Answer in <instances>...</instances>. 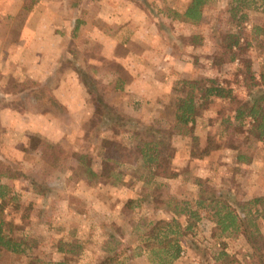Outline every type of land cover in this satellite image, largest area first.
Listing matches in <instances>:
<instances>
[{
	"label": "rangeland",
	"instance_id": "obj_1",
	"mask_svg": "<svg viewBox=\"0 0 264 264\" xmlns=\"http://www.w3.org/2000/svg\"><path fill=\"white\" fill-rule=\"evenodd\" d=\"M188 2L24 0L13 10L18 11L16 17L2 19L3 39L21 42L27 23L38 27L41 39H52L41 45L46 47L37 57L19 54L17 68L29 72L35 61L37 76L56 70L45 80L26 76L20 81L24 70L13 76L0 64V170L9 167L13 175L21 171L15 178L0 177L21 204L18 209L13 203L5 206V227L25 248L22 253L1 250L0 263L97 264L113 255L125 264H152L150 253L140 255L148 229L145 219L161 217L165 212L154 208L168 210L174 200L194 208L201 183L205 192L227 199L244 222L237 230L220 233L202 212L192 232L181 238L183 254L171 264H260L264 200L247 204L255 226L247 225L249 215L242 216L247 210L241 206L264 196L256 194L264 189V141L250 134L249 117L241 123L233 118V109L264 95V40L254 31L256 26L264 28V10L257 2L249 3L233 17L231 0H210L203 19L194 24L176 16ZM34 10L39 14H30ZM241 15L246 16L238 21ZM225 33H236L240 42L249 43L233 61L221 44ZM57 60L59 64L53 63ZM64 66L74 70L79 87L88 83L86 98L74 94L83 106L71 105L70 112L65 105L73 100L53 94ZM206 78L229 82L236 98L212 99L198 109L191 130L180 131L176 101L189 92V83L202 86ZM107 112L121 115L123 123L117 124ZM145 125L171 129L168 155L173 154L172 172L180 178L156 180L158 189L137 179L146 172L132 159V165L122 160L107 171L102 168L104 148L114 141L132 148L131 132ZM207 145L218 147L206 156L191 157V150L198 153ZM238 151L245 158L237 160ZM85 165L99 172L97 177H88ZM114 170L122 172L119 178ZM185 219L178 217L182 226Z\"/></svg>",
	"mask_w": 264,
	"mask_h": 264
},
{
	"label": "trees",
	"instance_id": "obj_2",
	"mask_svg": "<svg viewBox=\"0 0 264 264\" xmlns=\"http://www.w3.org/2000/svg\"><path fill=\"white\" fill-rule=\"evenodd\" d=\"M210 0H189L185 6L183 12L179 15L182 20L198 23L203 19V9L208 4ZM234 4L231 10V16L235 17L236 12L239 11L242 7L249 3H259L264 10V0H231ZM246 15H241L238 18V21L245 18ZM255 34L258 36L261 34L264 40V28L263 27H254ZM195 38V37H193ZM222 47L230 55V60L233 61L236 58L237 51H243V49L249 44L248 42H240V37L236 33H225L222 36ZM247 71L250 73V79L253 78L252 71L250 70V65H246ZM206 84L199 86L197 81L189 83L190 90L185 93L184 96H181L176 101L175 108V124L180 131H189L191 126L194 124L195 117L197 116L198 109L205 105L207 102L212 99H220L227 101H234L235 94L233 93V87L229 82L220 83L213 78H206ZM85 87L88 83L83 82ZM186 83V81H185ZM90 94V90L88 91ZM234 110V119L241 123L245 118H250L251 127L249 129L250 134L259 140L264 141V95L259 94L258 96L253 97L251 101L244 103H239L236 105ZM110 114V113H106ZM125 116V115H124ZM120 115L115 117L110 114L111 119L117 124H122L123 120ZM227 119V118H226ZM223 121V120H222ZM191 124V126L189 125ZM189 125V126H188ZM183 129V130H181ZM131 138L134 142L133 147H126L114 141L109 143V146L104 148V153L102 152V162L105 163L102 168L104 171L109 169V165H116L126 161L132 163L131 159L134 162H138L140 168L145 169L146 173H141L137 175V179L144 182L146 186L150 183H155L156 189L160 187V182L156 183L159 177L162 178H172L175 174L172 172V155H168L169 143L171 137V129L157 128L151 125H145L141 127V130L132 131ZM116 146V147H115ZM116 149H120L118 152ZM218 146H205L198 153L191 150V157L200 158L206 156L211 150L216 149ZM129 158V161H127ZM245 156L241 152L236 153V159L242 160ZM79 164L83 166L84 161L80 160ZM132 165V164H130ZM86 166V165H85ZM118 167V166H117ZM115 169V168H114ZM11 168L6 167L0 170V177L6 176L10 178H15L19 173H10ZM112 170V168H111ZM85 171L88 174V177H97V173L90 166L85 167ZM116 171V170H114ZM118 171V172H117ZM112 173L116 178L121 176L122 172L117 170ZM104 178V175H102ZM199 194L195 200V207H191L187 201H184L183 204H178L174 200L173 207L166 206L169 208V211L172 213V218L170 220H164L161 218H152L145 219V227H147V232L143 234V240L145 241V250L150 253V261L152 264H171L173 260L178 258L183 251L181 245V238H185L187 233H191L192 229L198 221L203 218V213L210 219L214 220L215 226L220 233H225L227 230H237L243 224L244 217L239 215L237 209L232 207V204L228 202L227 199H224L219 193L215 195L213 192H205L201 188V183L199 184ZM147 197L150 196L146 194ZM16 195L10 193V188L7 184L0 183V251L7 250L12 253H22L24 251V246L21 241H18L12 236V230L5 227L6 219L4 216L5 206L8 203L14 204V209H18L21 204L16 200ZM146 199L144 196L141 199ZM154 200L155 196H153ZM264 196L254 197L250 201H245L242 210V216L247 217L249 215L248 226H255L253 218L251 217L250 207L248 205L256 204L257 202H262ZM140 201V200H139ZM138 201V202H139ZM129 202H131L129 200ZM170 205V204H168ZM231 206V207H230ZM245 209V210H244ZM22 210L25 211V207H22ZM257 210V209H256ZM255 210V212H256ZM29 210L25 211L27 213ZM211 211H213L211 213ZM211 213V215H209ZM179 215H184L186 220V225L182 226L178 221ZM25 215H23V218ZM145 236V237H144ZM248 239L252 242V237L248 235ZM251 238V239H250ZM254 248L258 251L259 248L257 245ZM139 250L141 248L139 247ZM109 249H107V253ZM258 261L260 264L264 257V248H260ZM223 254V252H221ZM138 254V253H137ZM221 254V255H222ZM253 256V255H252ZM34 262L37 263V260L34 259ZM3 264V263H0ZM45 264H66L65 260L62 261H47ZM97 264H125L123 262H117L113 255H106L105 258L98 262Z\"/></svg>",
	"mask_w": 264,
	"mask_h": 264
},
{
	"label": "crops",
	"instance_id": "obj_3",
	"mask_svg": "<svg viewBox=\"0 0 264 264\" xmlns=\"http://www.w3.org/2000/svg\"><path fill=\"white\" fill-rule=\"evenodd\" d=\"M23 2L24 0H0V27L2 26V19L4 18H8V17H16L18 14V11H13L15 9H19L23 6ZM13 5H15V8H12ZM3 7V8H2ZM30 14H32L33 16L35 14H39V11L34 10L33 12H31ZM44 16V13L43 15ZM38 28V27H37ZM37 28L35 29V25H29L27 23V25L25 27H23V37H22V41L17 43V42H13V41H9V39H3V37L0 35V64L1 66H6L7 69L10 68V73L14 76H17V74H19L21 72V70L24 69H19L17 68L15 65H18L19 62L21 60L19 54H25L27 56H31V54H34V57H37V52L40 49H43L46 46H41L43 45V43H50L52 42V39L50 37H48L47 39H41V37H39V31L37 30ZM109 40H112L111 38H107ZM6 40V41H5ZM112 43L109 44V46ZM4 47H6V52L3 51ZM102 53L104 54V49L102 50ZM4 59H7L5 61H3ZM10 60L15 61V64H9ZM58 60L56 62L53 63H57ZM65 62V61H64ZM32 63H34L33 65H30L31 69L28 72L27 71V67L25 68V70L20 73L22 76L19 80L22 81L24 80V78H26V76H31L34 79H37L39 81L41 80H45V78H47V76L50 73H55L56 67H54V69H46L44 73H42L41 75L37 76L34 73L35 68L38 66L37 63H35V61H32ZM63 63V62H61ZM59 64V63H57ZM65 65V64H64ZM146 65V64H145ZM29 66V64H28ZM56 66V65H55ZM58 74L61 76V79H59V84L58 87L55 88L54 90V96L55 97H67V98H71L73 100L72 103H66V108L68 110V112H70L69 108L72 105V108H74L75 106H83V103L81 101H79L76 97H74L75 93L78 92L81 96H83L84 98H86V93H87V89H85V85L83 84V87L85 89H83V87H79V78L73 77L74 74V70L71 68H65V66L62 68V71H59ZM49 80V79H47ZM138 81L143 83L145 82V80L138 78ZM163 84V83H161ZM166 84V83H165ZM127 86V85H126ZM140 86V85H139ZM61 91H67L68 93H60ZM6 93V92H4ZM61 100V99H60ZM99 173V172H96ZM176 179L180 178L179 174H176L175 176ZM171 179V178H169ZM158 180H160L162 183L167 181L168 178H162L159 177ZM178 181V180H177ZM262 189L264 187H261ZM256 189L260 190V187H257ZM261 189V190H262ZM264 189L262 192H257L256 194L261 195L263 194ZM155 211H164L165 214H163L161 217H156V218H161L164 220H170L172 218V213L169 211V209H165L163 207L154 208ZM208 221V220H205ZM147 255L148 252L145 250V248L141 251L140 255ZM145 258V257H143ZM144 264H149L147 263V261L144 262Z\"/></svg>",
	"mask_w": 264,
	"mask_h": 264
},
{
	"label": "built area",
	"instance_id": "obj_4",
	"mask_svg": "<svg viewBox=\"0 0 264 264\" xmlns=\"http://www.w3.org/2000/svg\"><path fill=\"white\" fill-rule=\"evenodd\" d=\"M183 254V252H181V255Z\"/></svg>",
	"mask_w": 264,
	"mask_h": 264
}]
</instances>
